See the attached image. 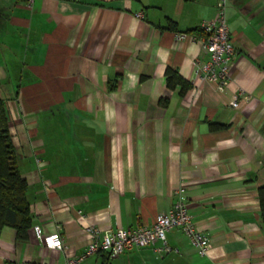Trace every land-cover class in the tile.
<instances>
[{"label":"crops","instance_id":"obj_1","mask_svg":"<svg viewBox=\"0 0 264 264\" xmlns=\"http://www.w3.org/2000/svg\"><path fill=\"white\" fill-rule=\"evenodd\" d=\"M216 2L0 0V99L31 214L26 239L1 228L0 264H64L85 252L87 225H151L176 191L209 236L207 256L172 228L177 252L78 264H264V0L227 3L236 54L222 92L195 73L206 55L192 33ZM168 68L184 90L166 86ZM238 88L249 99L232 108ZM35 225L62 248L36 240Z\"/></svg>","mask_w":264,"mask_h":264},{"label":"built area","instance_id":"obj_2","mask_svg":"<svg viewBox=\"0 0 264 264\" xmlns=\"http://www.w3.org/2000/svg\"><path fill=\"white\" fill-rule=\"evenodd\" d=\"M229 0H217L215 19L204 20L199 24L202 49L205 59L195 60L196 72L201 80L214 83L218 91H224L231 78V65L236 54L233 40L228 28L226 8ZM136 16L142 17V14ZM186 32H177L175 37L182 39ZM194 37H197L193 35ZM230 106L237 108L242 101L249 99L248 94L238 88L232 95ZM176 199L167 212L159 213L151 225H139L136 227L117 228L115 230H102L93 225H87L85 230L89 235V241L85 252L78 257H70L64 264H78L87 256L103 252L109 258L116 257L134 248L153 246L158 254H165L177 249L170 247L167 241V232L172 228L180 229L185 234L198 255L207 256L210 250L209 236L200 231L192 219L187 203L180 191L175 192ZM33 228L36 240L51 249H60L63 246L58 232L44 235L40 226ZM159 243L156 245V243ZM218 264V263H216Z\"/></svg>","mask_w":264,"mask_h":264},{"label":"trees","instance_id":"obj_3","mask_svg":"<svg viewBox=\"0 0 264 264\" xmlns=\"http://www.w3.org/2000/svg\"><path fill=\"white\" fill-rule=\"evenodd\" d=\"M197 30L198 34H202L199 28L192 33L197 36ZM165 74L167 87L172 88L176 82H179L182 86L181 90L186 88V83L173 69L168 68ZM217 127L220 125L211 124L212 129ZM8 129L6 108L4 101L0 99V231L4 226H12L17 232V237L23 240L27 238L31 226L30 205L26 197L27 181L17 167L16 152ZM256 194L264 228V185L258 187Z\"/></svg>","mask_w":264,"mask_h":264}]
</instances>
